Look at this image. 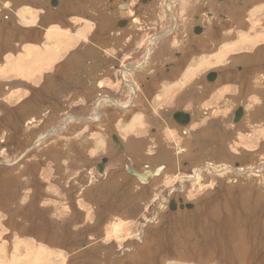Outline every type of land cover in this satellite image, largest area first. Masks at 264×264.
<instances>
[{
	"label": "rangeland",
	"instance_id": "1",
	"mask_svg": "<svg viewBox=\"0 0 264 264\" xmlns=\"http://www.w3.org/2000/svg\"><path fill=\"white\" fill-rule=\"evenodd\" d=\"M242 19L219 50L240 34L242 42L264 41V14L252 32ZM98 47L91 53L99 56L63 75L71 85L59 93L40 98L31 90L21 99L0 80L1 233L10 244L27 241L44 264H264V96L254 98L264 89L252 93L257 105L239 107L238 124L231 111L217 112L226 106L206 104L210 114L203 110L195 125L181 127L176 108L160 109L156 120L153 104L130 109L148 85L135 80L143 62L132 61L134 45L118 55ZM212 114L220 128L202 130ZM128 168L148 174V182ZM172 200L185 208L171 211Z\"/></svg>",
	"mask_w": 264,
	"mask_h": 264
},
{
	"label": "crops",
	"instance_id": "2",
	"mask_svg": "<svg viewBox=\"0 0 264 264\" xmlns=\"http://www.w3.org/2000/svg\"><path fill=\"white\" fill-rule=\"evenodd\" d=\"M0 3H3L0 4V14H3L0 16V80L9 82L6 89L15 92V96L22 97L21 99L28 98L31 90L38 89H43L44 95L47 96L46 91L49 90L48 87H52V82L62 78L65 82L68 81L63 75L75 65L83 62L89 55L92 58L95 55L99 56L93 53L95 43H99L100 52L106 49L108 55L112 53L117 55L118 46L122 44L112 39L107 31L98 30L100 17L91 12L78 10L72 6L55 9L50 5L51 0H4V2L0 0ZM258 12L252 16L253 21L254 17L264 14V6H261ZM11 17H14L15 21L7 22L6 20ZM229 35L231 37L232 33ZM240 35L242 36L238 38L240 41L226 42L221 50L218 45L225 41L224 37L219 41H212L214 44L209 47L200 48L197 44L195 47L173 45L171 47L173 51L188 53L187 60L181 64L176 75L170 76L167 80L154 77L146 83L147 90L141 95H138L141 93L138 91L136 103L146 107L153 104V111L150 109L151 113L155 114L154 120L160 109L170 106L176 108L174 113L181 111L189 114L192 124L195 122V114L203 110L210 114L206 104L210 108L217 109L226 106L224 110L217 111L221 112L219 114L222 116L229 111L234 115L240 106H243L245 111L246 106L250 108L257 105L259 101L262 103L261 97L264 96V90L261 92L257 90L264 89V41L242 42L246 36ZM109 44L115 49L108 50ZM247 45L249 46L246 47ZM10 46L13 47L10 48ZM141 47L130 50L131 58ZM209 48L212 51L204 52ZM91 50H93L92 53ZM157 50H162L163 55L148 61V68L161 62L166 57L169 47L160 44ZM205 55H209L210 58L199 60ZM100 59H96L97 62L104 64L105 60L101 57ZM238 67H243V71L237 72ZM212 72L220 74L216 81L209 82L207 78ZM136 78L138 83L143 81L141 75ZM166 85L169 87H165ZM254 90L259 92V97H254L259 101H255L253 105L250 100L253 99ZM12 96L14 97L13 93ZM227 96L228 99L225 100ZM21 103L22 100L16 104ZM230 105L231 110L228 108ZM213 119H215L213 114L207 117L205 121L207 124L202 130L212 129L213 123L215 126L217 123L220 128L219 118ZM136 147L135 152L142 147V143H136ZM5 221L4 225H6ZM5 236L6 234H2L0 230V264H44L43 255L28 250L30 246L27 241L18 239L16 244H10ZM21 243L25 248L28 246L27 249H21Z\"/></svg>",
	"mask_w": 264,
	"mask_h": 264
},
{
	"label": "flooded vegetation",
	"instance_id": "3",
	"mask_svg": "<svg viewBox=\"0 0 264 264\" xmlns=\"http://www.w3.org/2000/svg\"><path fill=\"white\" fill-rule=\"evenodd\" d=\"M50 5L55 9L72 6L99 16L102 29L122 43L119 48L122 53L124 48L129 46H142L134 54L133 61L140 58L143 64L141 68H137L134 75H141L143 81L148 83L154 77L167 80L176 75L181 64L187 60L188 53L183 54L171 49L175 44L188 47H195L197 44L202 48L213 45L212 41H219L223 37V40L227 41L232 38L229 33L233 35L238 30L237 17H243V29L252 32V26L256 23H252L253 12L264 5V0H51ZM126 34L131 35L124 41ZM136 38L137 42L134 41ZM145 39L148 40L145 42ZM154 40L155 42L150 44ZM141 41L144 42L140 44ZM160 44L169 47L168 53L161 62L148 68V61L163 55L162 50H157ZM208 51L212 49H206L204 52ZM242 71L243 67L237 68V72ZM212 73L216 74V79L219 77L220 73ZM146 87L147 85H143V90L140 89L141 93L138 95H141ZM136 101L135 96L130 109L135 108Z\"/></svg>",
	"mask_w": 264,
	"mask_h": 264
},
{
	"label": "water",
	"instance_id": "4",
	"mask_svg": "<svg viewBox=\"0 0 264 264\" xmlns=\"http://www.w3.org/2000/svg\"><path fill=\"white\" fill-rule=\"evenodd\" d=\"M216 77L217 76H216L215 73H211V74H209L207 79H208L209 82H214ZM243 115H244L243 109L242 108L238 109L237 112H235V114H234L233 123H235V124L240 123L242 121V119H243ZM173 120L179 126L187 127L190 124L191 117H190L189 114L179 111V112L174 113ZM113 141H114V144L116 146V150L119 153H122L123 152V146H122L119 138L117 136H113ZM107 162H108V159L105 158V159L102 160L101 164L98 166L100 173H103L105 165H106ZM128 173L131 174L132 176L136 177L137 179L141 180V181H147L148 182L149 177H147V175L144 174V173H139L136 170L131 169V168H128ZM178 208L179 209H184L185 206H183V204L178 205L176 200H172L170 202V204H169V209L171 211H176ZM186 208H192V206L188 205V206H186Z\"/></svg>",
	"mask_w": 264,
	"mask_h": 264
},
{
	"label": "trees",
	"instance_id": "5",
	"mask_svg": "<svg viewBox=\"0 0 264 264\" xmlns=\"http://www.w3.org/2000/svg\"><path fill=\"white\" fill-rule=\"evenodd\" d=\"M53 84H52V87H48V91H46L48 94H47V96H49L50 94H53V93H55L54 91L56 90L58 93L60 92V89H61V87H65L64 88V90H67V88L68 87H70V82H65V79H63L62 78V80H55L54 82H52ZM35 91H38L39 93L41 92V94H40V98L41 97H45V95H44V93H43V89L41 90V89H39V90H35ZM43 94V95H42ZM59 95V94H58ZM24 106V105H23ZM20 108H22V107H20ZM9 111V110H8ZM11 111H9V113H10ZM24 113V112H23ZM20 114H22V113H20Z\"/></svg>",
	"mask_w": 264,
	"mask_h": 264
},
{
	"label": "bare ground",
	"instance_id": "6",
	"mask_svg": "<svg viewBox=\"0 0 264 264\" xmlns=\"http://www.w3.org/2000/svg\"><path fill=\"white\" fill-rule=\"evenodd\" d=\"M151 174V173H150ZM147 175V177H149L150 178V176L148 175V174H146ZM144 182H146V181H144ZM50 258V257H49Z\"/></svg>",
	"mask_w": 264,
	"mask_h": 264
}]
</instances>
